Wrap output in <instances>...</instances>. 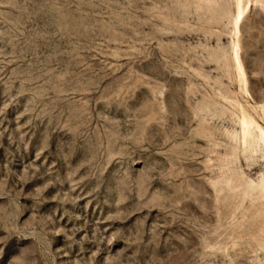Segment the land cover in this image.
I'll use <instances>...</instances> for the list:
<instances>
[{"label":"rangeland","instance_id":"374dc122","mask_svg":"<svg viewBox=\"0 0 264 264\" xmlns=\"http://www.w3.org/2000/svg\"><path fill=\"white\" fill-rule=\"evenodd\" d=\"M243 6L0 0V264H264L241 124L264 130V0Z\"/></svg>","mask_w":264,"mask_h":264},{"label":"bare ground","instance_id":"6f19581e","mask_svg":"<svg viewBox=\"0 0 264 264\" xmlns=\"http://www.w3.org/2000/svg\"><path fill=\"white\" fill-rule=\"evenodd\" d=\"M237 8H238V20H240L243 18L245 11H246V9L243 6V0H237ZM239 71H240V74L243 76L244 74H243L242 67L240 66V64H239ZM241 109H242L241 124H242L244 143L247 144L248 140L253 138L254 133L255 131L257 132V130L260 133L259 142L264 143V130L256 123L254 118H252V116L244 108H241Z\"/></svg>","mask_w":264,"mask_h":264}]
</instances>
